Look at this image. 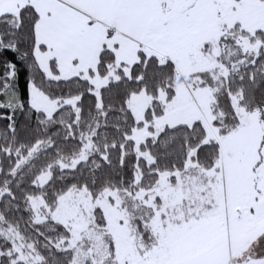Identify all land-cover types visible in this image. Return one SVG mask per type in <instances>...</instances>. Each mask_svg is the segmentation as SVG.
I'll list each match as a JSON object with an SVG mask.
<instances>
[{
	"label": "snow or ice",
	"instance_id": "snow-or-ice-1",
	"mask_svg": "<svg viewBox=\"0 0 264 264\" xmlns=\"http://www.w3.org/2000/svg\"><path fill=\"white\" fill-rule=\"evenodd\" d=\"M0 264H264V0H0Z\"/></svg>",
	"mask_w": 264,
	"mask_h": 264
}]
</instances>
